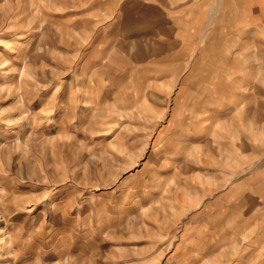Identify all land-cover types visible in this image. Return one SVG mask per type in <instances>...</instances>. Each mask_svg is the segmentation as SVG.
<instances>
[{"label":"rangeland","instance_id":"rangeland-1","mask_svg":"<svg viewBox=\"0 0 264 264\" xmlns=\"http://www.w3.org/2000/svg\"><path fill=\"white\" fill-rule=\"evenodd\" d=\"M151 1L0 0V264H264V143L235 161L222 140L216 168L166 148L177 90L155 82L205 11L157 0L134 32Z\"/></svg>","mask_w":264,"mask_h":264},{"label":"crops","instance_id":"crops-1","mask_svg":"<svg viewBox=\"0 0 264 264\" xmlns=\"http://www.w3.org/2000/svg\"><path fill=\"white\" fill-rule=\"evenodd\" d=\"M154 1L157 0L151 1L153 9H159L156 15H144L139 24H134V32L135 28L141 30L143 25L150 29L158 27L160 20L156 19H161L164 14ZM169 2L173 3L172 7H183L181 0H167ZM182 2H187L186 8L196 7L205 12L191 13L193 20L189 25L192 31L182 33L190 38L189 51L182 53L180 64L166 65L163 77L155 82L164 88L166 95L173 89L177 90L176 111L172 112L167 126L161 130L166 138V148L206 155L208 159L213 158L214 168V154L219 155L222 140H227L234 147L235 152L231 154L235 161L238 157L241 160L246 147L261 152L257 147L264 143V48L258 46L254 36H245L253 31L250 27L255 21L253 10L259 6L258 1L221 0L218 10L205 0ZM211 28L214 32H207ZM123 32L125 27L122 26L120 34ZM199 42H204L202 47L198 46ZM256 86L261 90L258 93L254 90ZM159 135L160 132L156 136ZM207 157L202 161L204 164ZM244 180L240 177L232 183L236 186V194L246 190L241 187L248 185ZM204 182L202 180V184H206ZM246 196L240 204L239 197L235 198L237 215L254 212L251 201H255V193Z\"/></svg>","mask_w":264,"mask_h":264}]
</instances>
